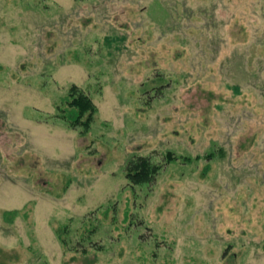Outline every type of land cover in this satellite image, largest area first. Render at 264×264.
<instances>
[{"label":"rangeland","instance_id":"obj_1","mask_svg":"<svg viewBox=\"0 0 264 264\" xmlns=\"http://www.w3.org/2000/svg\"><path fill=\"white\" fill-rule=\"evenodd\" d=\"M0 264H264V0H0Z\"/></svg>","mask_w":264,"mask_h":264},{"label":"trees","instance_id":"obj_2","mask_svg":"<svg viewBox=\"0 0 264 264\" xmlns=\"http://www.w3.org/2000/svg\"><path fill=\"white\" fill-rule=\"evenodd\" d=\"M66 106H59L57 114L71 127L82 126L86 129L93 123L98 107L91 96L73 84L64 100ZM169 158H172L170 155ZM160 170L159 164H154L149 157L139 156L127 165V177L135 184L152 181Z\"/></svg>","mask_w":264,"mask_h":264}]
</instances>
